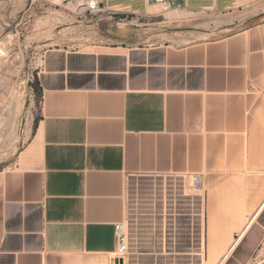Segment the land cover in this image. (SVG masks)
<instances>
[{
	"label": "crops",
	"instance_id": "0c3cea01",
	"mask_svg": "<svg viewBox=\"0 0 264 264\" xmlns=\"http://www.w3.org/2000/svg\"><path fill=\"white\" fill-rule=\"evenodd\" d=\"M84 5L103 10L99 36L44 51L34 133L17 166L0 173V264H113L128 192L135 201L148 175L185 170L240 181L236 206L211 189L207 264H257L264 0ZM222 211L248 213L231 243L221 239Z\"/></svg>",
	"mask_w": 264,
	"mask_h": 264
},
{
	"label": "rangeland",
	"instance_id": "374dc122",
	"mask_svg": "<svg viewBox=\"0 0 264 264\" xmlns=\"http://www.w3.org/2000/svg\"><path fill=\"white\" fill-rule=\"evenodd\" d=\"M86 1L0 0V173L17 166L34 133L41 107L37 73L44 51L52 45L74 46L97 40L99 34L96 36L94 31L99 30L98 16L89 11L83 14L87 8L80 12ZM256 115L250 110V119ZM203 172L210 213L215 201L217 205V199L212 200L211 189L215 195L216 189L222 194L224 203L234 206L237 200L239 203L240 181L224 175L212 180L207 171ZM242 213V219L237 220L232 212H221L223 241L231 243L234 240L241 228L239 223L247 218L248 213ZM210 253L209 235L208 255L203 264L210 261ZM258 261L257 264H264V252Z\"/></svg>",
	"mask_w": 264,
	"mask_h": 264
},
{
	"label": "built area",
	"instance_id": "2783aa9c",
	"mask_svg": "<svg viewBox=\"0 0 264 264\" xmlns=\"http://www.w3.org/2000/svg\"><path fill=\"white\" fill-rule=\"evenodd\" d=\"M97 9L83 14H95ZM148 179L151 182L144 193L138 191L135 201L128 192L125 217L115 224L113 264L117 259L120 264H203L210 228L205 173L170 171ZM138 195L145 196L139 199Z\"/></svg>",
	"mask_w": 264,
	"mask_h": 264
},
{
	"label": "water",
	"instance_id": "95a60500",
	"mask_svg": "<svg viewBox=\"0 0 264 264\" xmlns=\"http://www.w3.org/2000/svg\"><path fill=\"white\" fill-rule=\"evenodd\" d=\"M116 264H120V260H116ZM121 264H122V261H121Z\"/></svg>",
	"mask_w": 264,
	"mask_h": 264
},
{
	"label": "bare ground",
	"instance_id": "6f19581e",
	"mask_svg": "<svg viewBox=\"0 0 264 264\" xmlns=\"http://www.w3.org/2000/svg\"><path fill=\"white\" fill-rule=\"evenodd\" d=\"M92 3H94V1H93ZM95 6H96V5H95ZM84 9H85V8L83 7V8L80 10V12H82Z\"/></svg>",
	"mask_w": 264,
	"mask_h": 264
}]
</instances>
